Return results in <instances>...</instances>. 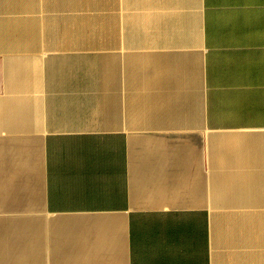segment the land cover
Listing matches in <instances>:
<instances>
[{
    "label": "crops",
    "instance_id": "obj_1",
    "mask_svg": "<svg viewBox=\"0 0 264 264\" xmlns=\"http://www.w3.org/2000/svg\"><path fill=\"white\" fill-rule=\"evenodd\" d=\"M0 264H264V0H0Z\"/></svg>",
    "mask_w": 264,
    "mask_h": 264
}]
</instances>
